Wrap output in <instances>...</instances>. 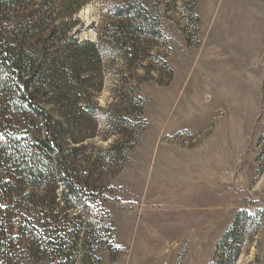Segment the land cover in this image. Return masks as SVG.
Wrapping results in <instances>:
<instances>
[{"label":"trees","instance_id":"trees-1","mask_svg":"<svg viewBox=\"0 0 264 264\" xmlns=\"http://www.w3.org/2000/svg\"><path fill=\"white\" fill-rule=\"evenodd\" d=\"M92 1L0 0V264H16L20 254L29 263L102 264L100 252L114 249L111 184L148 127L130 84L168 86L173 70L148 0H119L97 42L72 36L75 16ZM108 60L122 61V86L104 108L96 98ZM101 117L105 140L116 138L107 149L93 143ZM261 224L239 211L209 264H238Z\"/></svg>","mask_w":264,"mask_h":264},{"label":"rangeland","instance_id":"rangeland-1","mask_svg":"<svg viewBox=\"0 0 264 264\" xmlns=\"http://www.w3.org/2000/svg\"><path fill=\"white\" fill-rule=\"evenodd\" d=\"M118 2L87 4L71 35L97 42ZM147 7L167 40L160 53L173 80L130 84L145 102L148 127L112 181L114 249L100 252L102 264H209L243 209L262 224L238 264H264V0H148ZM122 64L105 62L96 98L104 108L119 96ZM99 124L93 143L107 149L116 138L105 140L104 117ZM16 264L54 263L20 254Z\"/></svg>","mask_w":264,"mask_h":264},{"label":"crops","instance_id":"crops-1","mask_svg":"<svg viewBox=\"0 0 264 264\" xmlns=\"http://www.w3.org/2000/svg\"><path fill=\"white\" fill-rule=\"evenodd\" d=\"M172 162H174V164L177 166H179L180 162H183L181 160H178V159H174ZM183 168V167H182ZM192 169V168H191Z\"/></svg>","mask_w":264,"mask_h":264},{"label":"snow or ice","instance_id":"snow-or-ice-1","mask_svg":"<svg viewBox=\"0 0 264 264\" xmlns=\"http://www.w3.org/2000/svg\"><path fill=\"white\" fill-rule=\"evenodd\" d=\"M0 138H2V137H0ZM0 207H3V205H0Z\"/></svg>","mask_w":264,"mask_h":264}]
</instances>
